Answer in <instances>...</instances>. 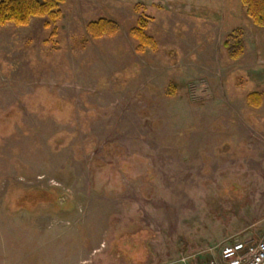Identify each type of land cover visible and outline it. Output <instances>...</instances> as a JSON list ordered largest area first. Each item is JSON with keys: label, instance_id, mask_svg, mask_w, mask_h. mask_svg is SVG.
I'll use <instances>...</instances> for the list:
<instances>
[{"label": "rangeland", "instance_id": "rangeland-1", "mask_svg": "<svg viewBox=\"0 0 264 264\" xmlns=\"http://www.w3.org/2000/svg\"><path fill=\"white\" fill-rule=\"evenodd\" d=\"M60 8L0 25V264H168L261 237L251 27L231 60L215 23L118 1ZM144 15L158 47L138 53ZM99 18L118 32L91 37Z\"/></svg>", "mask_w": 264, "mask_h": 264}, {"label": "trees", "instance_id": "trees-1", "mask_svg": "<svg viewBox=\"0 0 264 264\" xmlns=\"http://www.w3.org/2000/svg\"><path fill=\"white\" fill-rule=\"evenodd\" d=\"M245 16L255 27H264V0H240ZM65 0H0V25L7 23L16 26H27L32 18H47L56 22L62 17L60 5ZM49 21L45 23L49 27ZM146 16H139L137 24L133 26L129 34L136 40V51L143 53L146 50H156L158 45L154 37L147 34ZM118 24L108 18H99L89 21L86 30L93 38L113 36L118 32ZM244 31L237 28L227 33L222 45L226 55L231 60H238L244 52ZM247 103L255 108L261 105L260 92H250L246 96Z\"/></svg>", "mask_w": 264, "mask_h": 264}, {"label": "crops", "instance_id": "crops-1", "mask_svg": "<svg viewBox=\"0 0 264 264\" xmlns=\"http://www.w3.org/2000/svg\"><path fill=\"white\" fill-rule=\"evenodd\" d=\"M127 4H141L144 8L155 6L171 15L187 16L192 21L211 22L218 25L223 34L242 28L246 35V23L251 27V51L258 65L264 64V27H255L245 16L240 0H107ZM243 36V37H244ZM245 40V37H244ZM245 43V42H244ZM263 223V222H262Z\"/></svg>", "mask_w": 264, "mask_h": 264}, {"label": "built area", "instance_id": "built-area-1", "mask_svg": "<svg viewBox=\"0 0 264 264\" xmlns=\"http://www.w3.org/2000/svg\"><path fill=\"white\" fill-rule=\"evenodd\" d=\"M168 264H264V234L225 244L216 256L212 248H206L180 254L176 261Z\"/></svg>", "mask_w": 264, "mask_h": 264}]
</instances>
